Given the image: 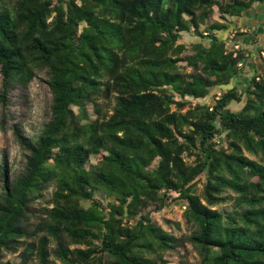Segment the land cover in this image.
<instances>
[{
  "label": "trees",
  "instance_id": "16d2710c",
  "mask_svg": "<svg viewBox=\"0 0 264 264\" xmlns=\"http://www.w3.org/2000/svg\"><path fill=\"white\" fill-rule=\"evenodd\" d=\"M263 5L0 0V99L39 72L51 93L38 135L14 127L26 152L22 171L9 177L7 166L0 168V264H11L1 261L4 249L40 233L22 264L33 254L39 264H58L51 256L61 264H166L164 252L179 238L142 212L175 200L185 207L202 264H264V72L240 90L249 54L238 43L193 42L194 52L182 58L189 46L179 42L183 32L214 37ZM215 7L220 20L209 24ZM235 31L232 40L243 34ZM182 60L193 67L189 75ZM231 81L232 88H218ZM100 100L112 105L104 109ZM234 102L242 107L233 110ZM185 152L195 163H187ZM202 175L198 195L195 180ZM51 186L49 205L30 231L32 204ZM229 200L231 209L215 207Z\"/></svg>",
  "mask_w": 264,
  "mask_h": 264
},
{
  "label": "rangeland",
  "instance_id": "374dc122",
  "mask_svg": "<svg viewBox=\"0 0 264 264\" xmlns=\"http://www.w3.org/2000/svg\"><path fill=\"white\" fill-rule=\"evenodd\" d=\"M214 9V13L208 20L209 24L216 20H220L217 8L215 7ZM204 26V24H201L200 30L203 33H206ZM233 32L234 31H230L227 37L223 39L227 41L228 48L234 47V45H231L232 41L236 42V40H232ZM214 38L215 35L211 38H208V36L203 38L199 35H196L194 32H183V36L179 42L185 43L189 46L191 43L201 40L208 43L210 39ZM193 52L194 51L189 46V49L185 50L181 57L185 58L187 55H190ZM179 65L180 69L183 71V73H185V75H189L193 71V67L188 65L187 61L185 60L179 62ZM240 74L241 75L239 76H243V80H238V87L240 90H244L243 84H247L251 78L248 77L246 71L242 70ZM254 74L255 73H249L251 77ZM46 79L47 75L45 72H39L27 87L16 86L7 92V96L4 101L0 99V168H2L3 165H6L9 177H12L14 174L22 171L26 159V152L20 145L15 135V125H18L23 134L33 137L40 133L44 122L49 117L51 93L49 91ZM1 89L2 88L0 86V93ZM100 102L103 104L104 109H109L112 105L111 101L106 103L104 100H100ZM196 103L197 100H192L191 105H195ZM189 107L190 105L188 104L187 107L183 109V111H186ZM241 107L242 103L237 102H234L231 106L233 110H238ZM172 108L175 110L176 106L173 105ZM88 110L92 118L97 116L95 108L92 104L88 106ZM244 153L251 158H258L247 151H244ZM184 157L187 163H195L194 155H190L185 152ZM5 159L6 164L4 163ZM90 161L92 163H96L97 160L95 156H92ZM205 183L206 175L199 176L195 180V188L198 195H202ZM3 184L4 181L0 175V193L2 191ZM225 194L234 195V193L230 190H227ZM51 195L52 186L45 191L42 198L34 201L32 204L31 211L26 217V222L30 231H34L41 222L42 209L49 205ZM96 195L102 199L105 205L107 204L108 198L105 195H102L101 193H97ZM173 195L175 197L177 194L173 193ZM83 204L89 206L90 202L84 201ZM232 204L233 201L229 200L226 203L216 205L215 207L224 206L227 209H231ZM184 210L185 207L183 203L175 200L171 201L169 205L162 209H159L158 205L153 203L142 212V214L149 212L152 219L157 224L161 225L165 230L179 238V244L175 249L164 252V259L167 260L166 264H202V256L198 248L189 240V237L193 231V227L186 222L184 218ZM42 234L43 233H40L39 235ZM39 235L21 238V243L13 249H4L2 252L1 261L3 263L10 262L11 264H22L24 261L23 254L26 248L29 247L31 243H34V241H37L39 239ZM54 246V242H51L50 247L52 248ZM51 259L55 260L58 264H61V262L54 256H51ZM25 264H39L37 255H31Z\"/></svg>",
  "mask_w": 264,
  "mask_h": 264
},
{
  "label": "crops",
  "instance_id": "0c3cea01",
  "mask_svg": "<svg viewBox=\"0 0 264 264\" xmlns=\"http://www.w3.org/2000/svg\"><path fill=\"white\" fill-rule=\"evenodd\" d=\"M233 24L234 29L240 28L243 32L236 39V43L249 54L243 71H246L248 77L251 78L249 73L264 71V59L261 56V50L264 49V5L254 10L249 16L243 15L236 18ZM234 29L232 30L233 35L236 32ZM239 77L243 80V76Z\"/></svg>",
  "mask_w": 264,
  "mask_h": 264
},
{
  "label": "water",
  "instance_id": "95a60500",
  "mask_svg": "<svg viewBox=\"0 0 264 264\" xmlns=\"http://www.w3.org/2000/svg\"><path fill=\"white\" fill-rule=\"evenodd\" d=\"M234 28H235V25L233 23H231L229 25V28L226 29L225 31L216 30L215 36L218 38V41H221V40L225 39L227 37V35L230 33V31H232ZM235 43H236L235 41H232L231 45H235ZM233 86H234L233 81H231L228 85H226V84L218 85V88L222 89V90H226V89L232 88Z\"/></svg>",
  "mask_w": 264,
  "mask_h": 264
},
{
  "label": "built area",
  "instance_id": "2783aa9c",
  "mask_svg": "<svg viewBox=\"0 0 264 264\" xmlns=\"http://www.w3.org/2000/svg\"><path fill=\"white\" fill-rule=\"evenodd\" d=\"M261 55H262V58L264 59V52H262Z\"/></svg>",
  "mask_w": 264,
  "mask_h": 264
}]
</instances>
